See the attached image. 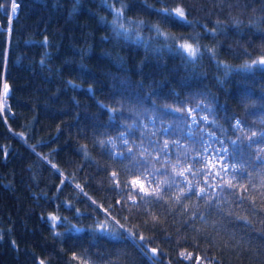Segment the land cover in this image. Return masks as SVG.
Instances as JSON below:
<instances>
[{
    "label": "trees",
    "instance_id": "obj_1",
    "mask_svg": "<svg viewBox=\"0 0 264 264\" xmlns=\"http://www.w3.org/2000/svg\"><path fill=\"white\" fill-rule=\"evenodd\" d=\"M12 3L0 264H264V0Z\"/></svg>",
    "mask_w": 264,
    "mask_h": 264
},
{
    "label": "snow or ice",
    "instance_id": "obj_2",
    "mask_svg": "<svg viewBox=\"0 0 264 264\" xmlns=\"http://www.w3.org/2000/svg\"><path fill=\"white\" fill-rule=\"evenodd\" d=\"M16 7H17V5L15 4V0H13L12 9H11L13 13H15ZM159 12L164 16L165 19L171 20V21H173L175 23H178V24H181V25H185V24L189 23V21L186 18L185 11L181 7H177L175 9L164 8V9L159 10ZM122 15H123V10L122 9L118 10L116 12L117 20L121 19ZM113 25H114V30H116L117 22L115 20L113 21ZM118 27L120 29H123L124 26H123V24H119ZM117 34L118 35H125V36L129 35V33H128V31L126 29L123 32H119L118 31ZM156 34H157V37H162L165 41H167L169 39H172V40L176 39V37H171L168 34L162 32L159 28L156 29ZM176 50L180 54L184 55L185 58L187 60H189V62L194 61L196 59L197 55H198V52H199V50L196 47H194V45H192V44H190L188 42H184V43L178 44L176 46ZM253 64L264 65V58H261L258 61H253ZM245 66L246 67H250V65H245ZM3 87H4L3 95L5 97H7V95H8V85L5 83ZM237 125H239V121H237ZM165 146H167V145H165ZM51 219L53 221H55L57 218L56 217H51ZM100 228H101V230H104V226L103 225H101ZM140 239L143 240L144 237L141 236ZM151 253L153 254V256L158 255L157 249H151ZM181 256H183L185 259H189L190 258V254L185 255L184 253H181ZM40 264H44V261H41Z\"/></svg>",
    "mask_w": 264,
    "mask_h": 264
},
{
    "label": "rangeland",
    "instance_id": "obj_3",
    "mask_svg": "<svg viewBox=\"0 0 264 264\" xmlns=\"http://www.w3.org/2000/svg\"><path fill=\"white\" fill-rule=\"evenodd\" d=\"M186 42V41H185ZM182 43H184V42H182ZM188 43H190V42H188ZM190 44H192V43H190ZM193 45V44H192ZM195 47V46H194Z\"/></svg>",
    "mask_w": 264,
    "mask_h": 264
},
{
    "label": "built area",
    "instance_id": "obj_4",
    "mask_svg": "<svg viewBox=\"0 0 264 264\" xmlns=\"http://www.w3.org/2000/svg\"><path fill=\"white\" fill-rule=\"evenodd\" d=\"M0 28H1V25H0ZM7 30H9V28H7Z\"/></svg>",
    "mask_w": 264,
    "mask_h": 264
},
{
    "label": "bare ground",
    "instance_id": "obj_5",
    "mask_svg": "<svg viewBox=\"0 0 264 264\" xmlns=\"http://www.w3.org/2000/svg\"><path fill=\"white\" fill-rule=\"evenodd\" d=\"M3 31V30H2Z\"/></svg>",
    "mask_w": 264,
    "mask_h": 264
}]
</instances>
